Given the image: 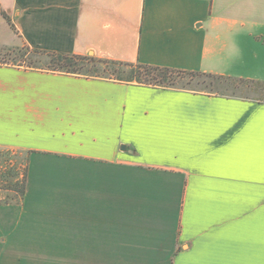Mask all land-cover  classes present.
I'll return each mask as SVG.
<instances>
[{"label": "crops", "instance_id": "0c3cea01", "mask_svg": "<svg viewBox=\"0 0 264 264\" xmlns=\"http://www.w3.org/2000/svg\"><path fill=\"white\" fill-rule=\"evenodd\" d=\"M0 18L2 51L264 79V0H0ZM0 150L26 158L0 217L57 237L63 264H264V102L0 63Z\"/></svg>", "mask_w": 264, "mask_h": 264}, {"label": "rangeland", "instance_id": "374dc122", "mask_svg": "<svg viewBox=\"0 0 264 264\" xmlns=\"http://www.w3.org/2000/svg\"><path fill=\"white\" fill-rule=\"evenodd\" d=\"M9 26L5 20L0 18V42H5L14 38L13 32ZM23 51H25V46L22 44L10 47L4 51L0 50V62L6 61L19 64L22 58L18 55ZM256 81L264 82V79ZM173 86L225 97H236L264 102V90L249 83L228 82L218 79L211 81L209 78L197 76L194 78L185 77L177 79ZM25 161V154H13L0 150V188L5 189L11 187L20 193L24 182L22 175ZM50 165H57V163L52 162ZM50 176L55 177L54 175ZM175 200L177 201V197ZM50 206L51 207L47 208L46 214L51 218L56 217L58 212L57 207H55V204ZM173 207H175V205ZM1 209L3 211L6 210L4 207ZM173 213H175V211ZM26 216L25 214L23 216L14 214L11 216L2 215L0 217V264H4L3 259L6 255L14 257L13 263L11 264L71 263V254L67 255L59 252L60 249L57 248L59 239L57 237L50 235L48 237L45 235L37 237L23 231Z\"/></svg>", "mask_w": 264, "mask_h": 264}, {"label": "trees", "instance_id": "16d2710c", "mask_svg": "<svg viewBox=\"0 0 264 264\" xmlns=\"http://www.w3.org/2000/svg\"><path fill=\"white\" fill-rule=\"evenodd\" d=\"M2 16L10 27L14 28L9 18L4 13H2ZM18 56L23 59L19 61V64L6 61L0 63L26 69H39L68 75L103 78L129 84L149 85L163 88L192 90L184 87H175L173 86L174 82L177 79L185 77L194 78L197 76H203L211 79V81L218 79L228 82L249 83L264 90V82L262 81L175 70L141 63L121 62L88 55L48 52L38 49H30L27 46H25V51Z\"/></svg>", "mask_w": 264, "mask_h": 264}, {"label": "water", "instance_id": "95a60500", "mask_svg": "<svg viewBox=\"0 0 264 264\" xmlns=\"http://www.w3.org/2000/svg\"><path fill=\"white\" fill-rule=\"evenodd\" d=\"M125 147L123 146L122 149H124Z\"/></svg>", "mask_w": 264, "mask_h": 264}]
</instances>
